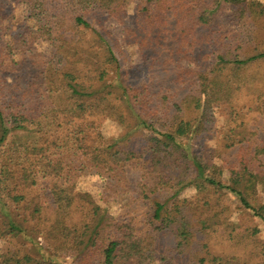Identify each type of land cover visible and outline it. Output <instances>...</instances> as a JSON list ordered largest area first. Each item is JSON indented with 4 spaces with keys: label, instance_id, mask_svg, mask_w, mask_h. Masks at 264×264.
Listing matches in <instances>:
<instances>
[{
    "label": "trees",
    "instance_id": "obj_1",
    "mask_svg": "<svg viewBox=\"0 0 264 264\" xmlns=\"http://www.w3.org/2000/svg\"><path fill=\"white\" fill-rule=\"evenodd\" d=\"M21 1L34 15L17 29L3 25L8 14L0 8V264H264L259 231L241 230L223 204L229 191L264 222L251 202L264 187L256 166L264 129L239 140L231 133L222 164L190 146L214 110L241 91L224 69L233 79L243 66L264 61V51L240 57L243 42L205 68L211 55L201 54L208 46L202 32L211 13L229 7L243 19L264 14L263 6L138 0L126 39L142 45L150 79L132 87L109 82L117 44L104 25L113 16L124 22L133 0H72L66 8L63 0ZM218 46L229 47L222 36ZM251 105L250 120H264V96ZM100 117L128 132L112 141L93 135ZM134 131L143 145H129ZM137 170L136 194L117 220L77 187L84 176H98L103 199L128 194Z\"/></svg>",
    "mask_w": 264,
    "mask_h": 264
},
{
    "label": "rangeland",
    "instance_id": "obj_2",
    "mask_svg": "<svg viewBox=\"0 0 264 264\" xmlns=\"http://www.w3.org/2000/svg\"><path fill=\"white\" fill-rule=\"evenodd\" d=\"M71 1L72 0H63L64 3L60 2V7L62 8L65 6L64 8H66L68 4H71ZM249 1L259 3L264 8V0ZM137 2L138 0H133L127 5L124 22L119 21L115 16L105 22V30L109 32L115 42L109 39L114 44H117L118 56V66L114 67L110 74V83L115 82V80H120L129 86L136 87L143 86L150 79V72L146 66L142 45L128 43L126 39L129 27H133L132 24L135 22ZM0 8H2L3 11L5 8V14H8L3 25H9L15 29L22 26L21 22L25 23L31 14L34 15V11L29 9L21 0H0ZM211 18L212 22L206 26L204 32H202L205 39L208 40V46L204 47L205 49L201 51V54L205 58L207 55H211L210 58L204 59L203 65L205 68L214 65L215 54H223L225 49L226 51H232V54H234V52L237 51V49H235L236 45L238 47V45L243 42H246L243 47L245 49L242 48L243 50L237 52L243 59H246L247 56H250L251 53L256 51H264V14L259 13L256 15V13H247L243 19H240L235 12H232L231 8L221 7L211 13ZM103 19H106V17H103ZM42 20V24L45 23L43 17ZM30 24L32 25V22ZM221 36L223 43L229 45L228 48L223 47L220 49L218 46ZM235 38H238L241 42L235 43ZM6 40H8V38ZM215 43H217V45H214ZM39 49L42 52L49 53V44H42ZM228 70L227 68L224 69V73L229 74L227 78L231 79L232 82H236L234 84L235 87L238 86L241 88L242 92L239 91L233 101L231 99L230 101L221 103V105L214 110L212 122L209 123L205 131L195 136L190 142L191 149L194 153L200 155L207 161L217 162L219 164H222L220 155L226 156L223 155V152L227 153V149L224 146L226 143L228 144V138L231 136V133L239 140L241 138L244 139L246 136L248 137L249 132H253L254 128L257 126H261L264 129V120H262V116L259 119V114L250 120L251 117H253L251 116L252 112L250 110L252 106L251 102L255 103L257 98L264 96V61L243 66V73H241L239 77L233 79L231 76L234 72ZM191 116L195 115L192 114ZM94 122V127L91 130V132H94L93 135L98 136V134L101 133L111 141L128 132H126L125 126L123 127L107 117L96 118ZM127 139L133 140L129 143L131 147L144 144V139L139 131H134ZM261 142L260 138L259 143ZM237 159L238 156L237 153H235L232 157V161ZM256 166H258L257 173L260 174L259 176H263L264 154L260 155ZM129 176L132 182L130 192L106 200L103 199L105 180L98 176H84L80 179L77 187L92 194L96 201L102 205V208L105 209L108 219L117 220L127 212L125 205L129 202L130 198L136 194V180H138L139 171H131ZM225 181L228 182V180ZM257 190V193L252 196L251 202L255 208H259V211L264 214V187H257ZM186 194L188 197L192 192H187ZM223 204L230 208L232 220L240 226L241 230L256 228L259 231L257 238L260 243V255L264 259V222L251 210L245 208L239 198L229 191L226 194ZM148 206H150V203H148L145 208H148ZM27 248L29 252L35 255L39 253L32 244H27ZM1 251L2 248L0 246V252Z\"/></svg>",
    "mask_w": 264,
    "mask_h": 264
}]
</instances>
